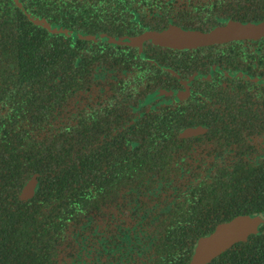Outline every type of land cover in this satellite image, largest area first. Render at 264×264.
I'll use <instances>...</instances> for the list:
<instances>
[{"label": "flooded vegetation", "instance_id": "af4514ba", "mask_svg": "<svg viewBox=\"0 0 264 264\" xmlns=\"http://www.w3.org/2000/svg\"><path fill=\"white\" fill-rule=\"evenodd\" d=\"M13 1L34 23L52 33H62L63 39L78 42V38H84L89 44L108 43L118 50L103 53L102 58H145L144 49L150 42L173 49L206 47L198 57L199 63L165 67L175 77L170 79L169 87L158 88L131 109H123L125 112L116 109L114 114H108L106 108L112 106L116 82L128 78L132 71H104L97 67L91 84L74 90L66 102L67 109L49 118L47 132L35 135L39 140L49 134V129L56 134L67 124L88 122L89 146L96 161L77 165L78 176L89 178L88 188L105 205L69 218L60 231L56 264H150L158 235L156 216L173 202L179 185L191 182L187 174L192 168L209 171L216 165L229 164L237 155H243L254 166L264 162V31L196 47L165 46L151 40L130 42L146 31H162L172 25L209 32L232 23L264 24V0H27V5L21 0ZM36 2L45 7L49 16L30 14L28 5ZM53 9L57 10L54 17ZM197 79L201 80V112L194 115L192 101L187 106L181 101L192 97ZM85 108L90 111L88 117L81 115ZM164 109L172 111L173 121L196 123L178 131L181 141L172 145L177 147L173 148V158L160 164H117L121 160L117 156L127 144L120 135L142 122V116ZM198 127H202L200 132L183 136L186 129ZM201 134V138L192 139ZM31 135L32 132L28 134L30 138ZM35 167L27 166L23 173L26 180L11 188L7 201L48 200V194H41L49 188L46 168L60 170L63 164ZM168 169L174 173L159 172ZM176 170L188 171L179 178ZM111 179L118 187L116 193L102 192V185ZM79 181L84 182L81 178ZM29 182L33 183V192L24 195ZM51 187L56 190V183Z\"/></svg>", "mask_w": 264, "mask_h": 264}, {"label": "trees", "instance_id": "16d2710c", "mask_svg": "<svg viewBox=\"0 0 264 264\" xmlns=\"http://www.w3.org/2000/svg\"><path fill=\"white\" fill-rule=\"evenodd\" d=\"M21 1L27 5V0ZM34 5H28L31 15L49 16L40 3ZM56 14L53 9L51 16ZM61 35L34 23L13 0H0V264H56L60 231L69 218L75 217L74 213L105 207L88 188L89 178L78 176L77 165L96 161L89 146L88 122L67 124L56 134L49 129L42 139L35 138L46 131L49 118L67 109L69 95L91 84L97 67L104 71L127 68L132 72L116 82L112 106L106 108L108 114L116 109L125 112L123 109H131L158 88L169 87L170 79L175 77L165 67L199 63L198 57L206 48L173 49L150 42L144 49L145 58H102L103 53L118 50L108 43L92 45L84 38L73 42ZM200 85V79L194 80L192 97L181 101L184 106L192 101L194 115L201 112ZM81 115L88 117L89 109ZM142 119L120 135L127 144L117 156L121 159L117 164L130 167L168 162L174 156L173 148L177 149L172 145L177 146L180 140L178 131L196 125L173 121L172 111L165 109ZM44 164H63L60 170L46 168L49 188L41 194H48V200L7 201L11 188L26 180L23 173L27 166L38 169ZM159 172L174 173L170 169ZM176 173L182 178L179 170ZM187 178L191 182L179 185L173 202L156 216L158 235L150 264H188L198 238L211 233L218 224L240 214L264 211V162L254 166L243 155H237L229 164L216 165L209 171L192 168ZM110 181L102 185V192L118 189L115 181ZM53 182L56 190L51 187ZM206 264H264V222Z\"/></svg>", "mask_w": 264, "mask_h": 264}, {"label": "water", "instance_id": "95a60500", "mask_svg": "<svg viewBox=\"0 0 264 264\" xmlns=\"http://www.w3.org/2000/svg\"><path fill=\"white\" fill-rule=\"evenodd\" d=\"M264 31L261 23H232L224 27L215 28L209 32L188 30L172 25L162 31H146L130 42H142L151 40L154 43L172 47H196L242 35H255ZM202 127L188 128L183 136L200 132ZM33 183L29 182L24 190V195L33 192ZM264 222V211L248 214H240L227 222L218 224L215 229L197 241L194 254L188 264H206L213 257L227 249L234 242L246 239L249 233L255 232L258 226Z\"/></svg>", "mask_w": 264, "mask_h": 264}]
</instances>
